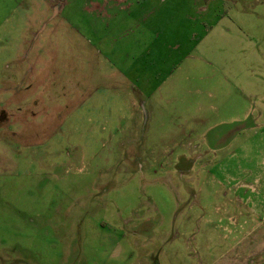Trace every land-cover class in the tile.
I'll return each mask as SVG.
<instances>
[{
	"label": "rangeland",
	"instance_id": "obj_1",
	"mask_svg": "<svg viewBox=\"0 0 264 264\" xmlns=\"http://www.w3.org/2000/svg\"><path fill=\"white\" fill-rule=\"evenodd\" d=\"M262 153L264 0H0V264H223Z\"/></svg>",
	"mask_w": 264,
	"mask_h": 264
},
{
	"label": "crops",
	"instance_id": "obj_2",
	"mask_svg": "<svg viewBox=\"0 0 264 264\" xmlns=\"http://www.w3.org/2000/svg\"><path fill=\"white\" fill-rule=\"evenodd\" d=\"M158 68L154 65L153 69L146 67L143 70L159 80L162 73L157 72ZM147 77L145 81L152 78L150 75ZM258 159H264V153L260 154ZM230 177L228 176V181L234 190L233 198L242 204V209L235 215L234 222H226L221 229H226L225 235L233 231L240 233L237 232L236 239L227 243V249L220 260L223 264H264V173L255 178L254 174L243 175L233 179L235 183L230 182Z\"/></svg>",
	"mask_w": 264,
	"mask_h": 264
}]
</instances>
